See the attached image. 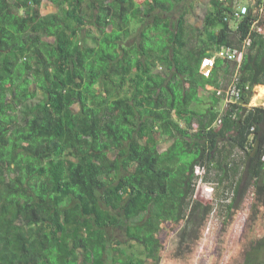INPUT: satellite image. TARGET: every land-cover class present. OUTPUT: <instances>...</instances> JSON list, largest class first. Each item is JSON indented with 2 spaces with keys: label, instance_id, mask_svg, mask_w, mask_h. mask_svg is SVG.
<instances>
[{
  "label": "trees",
  "instance_id": "1",
  "mask_svg": "<svg viewBox=\"0 0 264 264\" xmlns=\"http://www.w3.org/2000/svg\"><path fill=\"white\" fill-rule=\"evenodd\" d=\"M168 7L0 0V264H158L166 222L178 227L168 255L186 258L213 210L192 197L198 163L220 168L219 183L233 177L223 236L250 195L227 264H264V106H248L244 92L217 128L216 112L205 118L194 106L203 93L211 105L224 97L220 70L241 88L264 86V33L238 67L217 58L206 77L202 58L220 45L239 48L253 17L234 27L221 0H209L201 27L187 29L182 17L175 31L154 13ZM140 11L155 24L132 43L129 22ZM220 141L244 161L216 167Z\"/></svg>",
  "mask_w": 264,
  "mask_h": 264
},
{
  "label": "rangeland",
  "instance_id": "2",
  "mask_svg": "<svg viewBox=\"0 0 264 264\" xmlns=\"http://www.w3.org/2000/svg\"><path fill=\"white\" fill-rule=\"evenodd\" d=\"M205 7V6H204ZM203 11V7L201 10ZM135 21L132 20L129 22L130 30H137L134 24ZM233 25V21L230 22ZM145 28V26H144ZM206 38V36H205ZM234 74V73H233ZM232 74L225 76V84L231 81ZM257 89H253L250 93V104L252 106H263V97H260L261 93H264V89L260 86L256 87ZM255 94V95H254ZM42 93L39 91L37 94V99L33 101H29L26 104V108H29L30 105L36 104L37 100L41 99ZM168 145V142H164L161 144V148H165ZM193 155L187 154L188 158H192ZM195 190V188H194ZM230 192V190H229ZM194 194V191H193ZM224 193H220L219 198H222ZM193 197V196H192ZM216 196L214 195L213 201L210 205L213 207L212 212L210 213L208 222L206 224V228L203 232L202 239L198 242L196 248L192 253H188L186 258H173L168 255V251L174 246L175 236L178 230L177 228H173L171 222H166L162 224V228L159 232V237L161 240L165 242L166 251L161 257L158 264H227L231 257H233L239 250V241L240 235L243 230L244 222L248 216L249 212V201L250 195H247L240 205L239 210L232 218L230 225L225 226L227 228L228 234L223 236V203L216 201ZM232 197V196H231ZM218 198V199H219ZM194 199V198H193ZM264 221L261 220V222ZM261 232V229L258 233ZM115 233V232H114ZM113 233L108 232L107 235L110 237ZM120 237V236H119ZM225 238L224 242H221L222 238Z\"/></svg>",
  "mask_w": 264,
  "mask_h": 264
},
{
  "label": "built area",
  "instance_id": "3",
  "mask_svg": "<svg viewBox=\"0 0 264 264\" xmlns=\"http://www.w3.org/2000/svg\"><path fill=\"white\" fill-rule=\"evenodd\" d=\"M221 2L225 8H228L227 10L230 11L227 15V10L225 9L226 14L223 19L225 21L233 20L235 22L234 27L246 15H251L253 19L250 29L239 48L232 45H220L211 55L202 58L200 68L202 74L206 77L211 75V70L217 58L228 62H236L238 67L250 44L254 40L258 41L260 34L264 33V0H221ZM236 81L234 77L232 81L225 84L224 87L217 89V94L223 95L227 103L239 102L244 92L251 93L257 86L245 84L244 87L241 88L237 85ZM261 97L264 99V93L260 94L259 98ZM250 100L251 99H249V102ZM262 105L264 106V102ZM220 124L221 118L218 117L212 123V127L220 126ZM197 128L198 123L192 121L188 130L194 131ZM208 172L209 169L206 164L198 163L193 168V185L195 188L193 198L203 204H209L213 201L216 190V183L207 178L209 175Z\"/></svg>",
  "mask_w": 264,
  "mask_h": 264
},
{
  "label": "crops",
  "instance_id": "4",
  "mask_svg": "<svg viewBox=\"0 0 264 264\" xmlns=\"http://www.w3.org/2000/svg\"><path fill=\"white\" fill-rule=\"evenodd\" d=\"M149 1H152V0H133L135 5H137L141 10H144L148 6ZM248 1H251V0H248ZM168 3H169V7L167 10L155 9L154 13H157L158 16L161 17L163 22L168 23V25L170 26V29L173 27V29H175V31H177L176 27L178 24V20L181 19L182 17L184 19L185 27L187 29L194 30L193 29L194 27L195 28L201 27L204 15H205L206 11L209 9V0H178L174 4L171 3V0H168ZM202 7H203V11H199V9L201 10ZM154 13L144 14L143 11H140L139 14L132 19V22L135 21L134 27L137 28V30L135 29V30L131 31L130 41L132 43L139 42V41L144 39L141 37V34H142L141 31L144 30L143 29L144 26H153L155 24ZM149 35L151 36V34H149ZM204 36H205V34H204ZM196 40H197V42L200 41V39L198 40V38ZM146 41H149V40H146ZM149 57H150V55L147 54L146 58H149ZM225 76H226V74L223 73L222 70H220L218 72L217 79H218V82L220 84L218 89H221L222 87L225 86V79H224ZM259 86L264 88L263 85H259ZM206 88L208 89V91H211V89H214L213 86H210V85H207ZM255 89H257V88H255ZM202 95L203 96H201V101L198 102L197 104H194L195 108L199 112H202L203 114H205V118L208 117V114H209L208 111L209 110H211L212 112H216L217 117H221V115L224 113V111L227 107V104H228L226 102V100L224 99V97L222 99H220L216 104L211 105L210 100H208V98H207V94L203 93ZM249 106H252L250 104V102H249ZM217 127H219V126H216V128ZM240 155H241L240 151L234 149L231 152V150L228 148V146L225 144V142L220 141L218 143V148L216 150L215 166L221 167V165H224V163H227V162H228V166H231L232 162H241V160H243V157L240 161H238L240 158ZM219 169L220 168H215L213 171L208 173L209 175L207 178L210 181H214L216 183V192H215L216 201H219V202H225L226 201L227 202V201H229V199L232 196L234 184H232V187H231L230 182L233 181V177H230L229 180L228 179L223 180L222 182L219 183V178L221 176ZM242 169H243V163L240 164L239 171L241 172ZM233 183H234V181H233ZM229 190H230V192H229ZM220 193L221 194L224 193L222 198H219ZM227 195H229V196H227ZM226 196H227V198H225Z\"/></svg>",
  "mask_w": 264,
  "mask_h": 264
},
{
  "label": "bare ground",
  "instance_id": "5",
  "mask_svg": "<svg viewBox=\"0 0 264 264\" xmlns=\"http://www.w3.org/2000/svg\"><path fill=\"white\" fill-rule=\"evenodd\" d=\"M259 85H257L256 87H258ZM264 89V88H263ZM255 95V94H254Z\"/></svg>",
  "mask_w": 264,
  "mask_h": 264
}]
</instances>
